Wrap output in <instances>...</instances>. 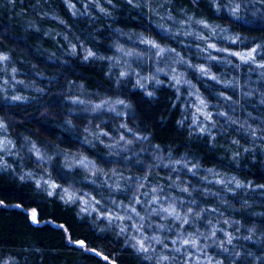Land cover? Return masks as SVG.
I'll return each mask as SVG.
<instances>
[{"label":"trees","instance_id":"1","mask_svg":"<svg viewBox=\"0 0 264 264\" xmlns=\"http://www.w3.org/2000/svg\"><path fill=\"white\" fill-rule=\"evenodd\" d=\"M0 67V264H264V0H0Z\"/></svg>","mask_w":264,"mask_h":264},{"label":"rangeland","instance_id":"2","mask_svg":"<svg viewBox=\"0 0 264 264\" xmlns=\"http://www.w3.org/2000/svg\"><path fill=\"white\" fill-rule=\"evenodd\" d=\"M0 70L2 71V67H0ZM7 88L10 89L9 93L13 91L12 85L11 87H7ZM0 91L7 92L6 88L4 89L1 84H0ZM9 150H10V144L8 142V139L6 138V135L4 133H0V156H2V154H5Z\"/></svg>","mask_w":264,"mask_h":264},{"label":"snow or ice","instance_id":"3","mask_svg":"<svg viewBox=\"0 0 264 264\" xmlns=\"http://www.w3.org/2000/svg\"><path fill=\"white\" fill-rule=\"evenodd\" d=\"M154 47H155V45H153ZM214 47V46H213ZM162 51H164L163 49H161V52ZM256 51V49H253L249 54H248V57H241V59H249V58H251V56H252V53H254ZM158 55H159V53H157ZM89 55L91 56L92 55V53H89ZM213 79H215L214 77H213ZM177 82V84H179L180 83V81L179 80H177L176 81ZM177 219H179V217L177 216L176 217ZM32 219H33V222H35V219H36V213H35V211H33V213H32ZM81 245L83 244V242L81 241V242H79ZM184 243L185 244H188V243H190L189 241H184Z\"/></svg>","mask_w":264,"mask_h":264},{"label":"water","instance_id":"4","mask_svg":"<svg viewBox=\"0 0 264 264\" xmlns=\"http://www.w3.org/2000/svg\"><path fill=\"white\" fill-rule=\"evenodd\" d=\"M31 221L33 225H36V219H35V222H33V219L31 218Z\"/></svg>","mask_w":264,"mask_h":264}]
</instances>
